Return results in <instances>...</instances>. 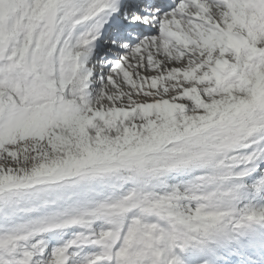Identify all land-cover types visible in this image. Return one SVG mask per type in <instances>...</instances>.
Returning <instances> with one entry per match:
<instances>
[{
    "label": "snow or ice",
    "instance_id": "6c2138e0",
    "mask_svg": "<svg viewBox=\"0 0 264 264\" xmlns=\"http://www.w3.org/2000/svg\"><path fill=\"white\" fill-rule=\"evenodd\" d=\"M0 264H264V0H0Z\"/></svg>",
    "mask_w": 264,
    "mask_h": 264
}]
</instances>
